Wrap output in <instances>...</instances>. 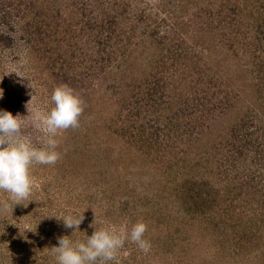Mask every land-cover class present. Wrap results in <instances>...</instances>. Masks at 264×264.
<instances>
[{"label":"rangeland","instance_id":"rangeland-1","mask_svg":"<svg viewBox=\"0 0 264 264\" xmlns=\"http://www.w3.org/2000/svg\"><path fill=\"white\" fill-rule=\"evenodd\" d=\"M51 1L50 10H63L64 14L68 13L67 10H84L81 17L86 20L92 13L100 17L107 12L106 14L114 16L112 20L117 19L122 24L119 30L122 29L123 34L111 38V46L104 53L102 45L93 47V44L82 39L85 50L83 59L86 62L83 61L84 65L77 72L78 83L73 90L80 96L85 94L84 101L90 98L91 93L96 94V89L101 92L99 95H103L97 101L96 106L99 108L94 106L92 109L87 104L82 113V117L88 114L86 122H90L93 132L101 134L107 130L106 132L111 133L112 130L111 134H118L115 133L118 129L121 135L126 124H129L116 119V113L122 111L120 103L124 96L121 93L123 90L115 81L122 80V77H141L140 69L149 67L148 65H151V69L160 71L163 65L174 64L171 72L177 69L178 73L172 78L177 76L180 80L173 83V79L170 81L168 78L165 82L161 78L157 80L155 87L159 96L155 93L156 89L154 93L158 99L156 103L160 104V113L169 114L172 107L182 117L176 123L178 131L170 133L164 140L176 159L180 157L181 165L175 166V157L166 156V159L156 148L152 150V154L155 153L152 165L157 169H152L151 164L144 162L142 164L145 165L137 164L142 155L137 151L136 144L138 142L141 145L143 141L134 140V143L129 144L128 140L119 136L118 139L111 140L109 147L99 148L103 156L98 157L99 161L89 171L88 177L75 162L68 163L66 160L63 163V152L67 155L68 151L63 149L62 130L57 137L59 160L54 165L35 164L32 167L31 195L22 204L13 205L8 193L0 192V264H55V258L47 254L48 248L58 243L59 236L71 235L72 232V229L65 228L63 222L55 217L71 215L79 218L83 215L79 229L72 233L70 239L85 241L95 228L107 225L123 227L130 232L137 220L140 221V218L131 219L130 210L137 213L134 217L142 216V222L146 224L160 219L161 223L159 221L157 226L154 224L156 233H159L155 235L158 237L155 242L163 244L157 249L153 242L149 251L144 252L129 238L118 251L116 260L109 264H264V171L261 170L264 166V97L256 104L258 108L254 112L246 109L242 114L243 117L254 118L252 129L259 132L258 136L255 134L257 140L254 143V151L259 153L255 159L257 165L250 162L247 167L235 164L237 159L231 157L228 140L225 139L226 133L231 128L235 129L233 126L241 120L239 115L233 121L239 112L231 109L230 115H225L228 112L220 113L222 107L219 104L231 99L225 85L235 87L233 91L238 97H245V92L250 89L248 84L250 86L251 78L257 75V72L253 74V69L258 67L256 65L250 71L242 68V73L236 54L246 57L244 52L253 46L261 47L264 43V35L259 43L256 32L260 27L264 28V0H205L208 5L202 7L207 12L202 15H195V7L189 4V0H122V3L121 0H117V3L107 0V5L99 10L93 6L96 0H60L59 7L55 4L56 0ZM195 2L204 4L201 0ZM188 4L189 7L186 8ZM134 22L139 23L142 30L159 44L145 38L133 47L137 41L128 36L130 24ZM113 30L119 34L114 27ZM174 30H179L177 36L172 32ZM111 32L113 35L114 32ZM109 50L112 51L111 59L114 63L124 62L121 68L123 72H109L105 77L103 68L95 63L90 64L88 60H101ZM89 52H94L96 57H90ZM259 59L264 61V52L261 51ZM181 61L185 62L190 73L183 74ZM223 61H227L224 67L220 65ZM22 64L17 60L12 65V72L20 73L23 70ZM195 69L198 74L194 73ZM118 74L121 75L119 79ZM240 75L243 79L237 80ZM207 78L211 80L213 87L208 90V94L202 96V104L195 107L196 98L191 94L196 91L194 82L200 80L204 83ZM257 78L259 81L262 79L260 76ZM148 81L146 92L150 96V88L155 80L149 75ZM81 84H87L82 87V91L77 89ZM161 85L166 90L165 101L160 98ZM38 86H43L46 92L50 84L40 85L38 79H33L31 87L34 90H29V98L21 115L28 114L26 105L31 95L28 107L33 113L45 115L53 107L52 94L47 93L48 90L41 99V92L36 91ZM101 104L103 106L100 107ZM250 107H255L252 102ZM113 108L114 113L111 111ZM200 113L205 116L204 120L199 118ZM92 117L98 120L97 124L92 122ZM21 118L25 122L22 134L40 147L44 133L31 124L32 115ZM195 120L201 125L212 122L210 127L215 129V133L212 129L203 133L198 141L199 148L191 153L190 160L184 157L185 152L190 153L192 148L189 137L183 130L189 125H197ZM126 129L129 130L130 127ZM83 130H86V126L80 127L78 133L85 134ZM84 136L87 137L86 134ZM77 139L80 140L78 136ZM89 143L93 144V139L90 138ZM138 149L142 150L140 147ZM120 168L123 173L117 171ZM251 169L254 171L249 173ZM104 178L108 181L103 180ZM149 180H153L152 185L147 183ZM116 184L117 191H121L123 195L130 194L134 202L139 201L141 212L133 203V207H129V204L126 205L118 197L116 201H111L106 196L103 198L99 190ZM187 188L188 199L185 194ZM192 189L194 192H191ZM200 189L203 194L197 197ZM178 195L180 201L177 200ZM143 200L153 203L154 209L149 205H142ZM148 236L149 234L145 235V239ZM168 245L172 247L169 249Z\"/></svg>","mask_w":264,"mask_h":264},{"label":"trees","instance_id":"trees-1","mask_svg":"<svg viewBox=\"0 0 264 264\" xmlns=\"http://www.w3.org/2000/svg\"><path fill=\"white\" fill-rule=\"evenodd\" d=\"M56 1L57 2L55 4H57V7H59L61 5L60 0ZM105 1L107 0H96V3L93 4V6H95V8L99 10L101 9V7L107 5ZM112 1L114 3H117V0ZM201 1L205 5L198 2L196 3L195 0H189V4L195 7V15H202L203 12H207V10H203L202 6L207 7L208 4L205 2V0ZM120 2L122 3V0ZM51 3V0H0V88L3 89V98L0 99V109L11 111L13 115L17 113H23L25 103L29 98V90L31 89L30 86L33 79H38L40 85L46 84L47 86L48 84H50V87L47 88L49 91H46L47 93L50 92V94H52L53 90L61 84H66L72 89H75L74 87L78 83L77 72L80 70L81 66L84 65L83 61L86 62L83 59L85 50L82 45V39H85L86 42L93 44V47H95V45H102L104 53V50L111 46V38L117 35L120 37L123 34V32H121L122 29L119 30V28L122 27V24L117 21V19L112 20V18H114L112 14L108 15L106 14V12L105 15H100L99 17V15L92 13L91 15H89V19L86 20L83 16L81 17V14H84V10H67L68 13L64 14L63 10H52V8L50 10L49 7ZM189 4L188 6H186V8L189 7ZM77 14L78 16L76 17ZM130 25V35L128 37L131 40L137 41L135 44H133V47H136L138 43L143 41L145 38L150 39L154 44H159L156 40L151 39L152 36L150 34H146L145 31L142 30L139 23L134 22ZM113 27L114 29H117L119 31V34H117L115 30H113ZM263 29L264 28L260 27L256 30L259 43L264 35ZM111 31L116 34L112 35ZM172 32L176 36L179 34V30H174ZM162 47L166 48V46ZM205 48L208 49V47ZM261 51L264 52V43L261 47L253 46L247 52H244L243 54L246 55V57H240V55L236 54V58H239L238 62L240 63L241 72L244 71L242 70V68H246L248 71H250V69H252V67L256 65L258 67H256V69H253V74H256L257 72V75L256 77L251 78L252 81L250 82V86L248 84V88L250 89L245 92V97H238L237 93L233 91L234 89H236L235 87L225 85L228 94L231 95V99L225 101V103H219L222 107V111L220 113L228 112L225 113V115H230L231 109H236V112L238 111L239 113H236L238 115L235 116L233 121H236V117H238L239 115L241 117V120L237 121L235 126H233L235 129L231 128V130L228 131L226 133L227 135L225 136V139L228 140V146L230 147V151H228L231 153V157L233 159H237L235 164H237L238 166L240 165V167L242 165H244L245 167L250 166V162L251 164L253 163L254 165H257V160L255 159L256 157L258 158L259 155L258 152L254 151L256 149L254 144L257 140L256 136H258L259 134L258 131H253L254 129H252L251 123L255 122V120L252 117H243L242 114H244L243 111H245L246 109L254 112L255 109L258 108L256 104H259L262 101V97H264V61L259 59ZM111 54L112 51L110 52L109 50L104 54V56H102L103 58L101 60L100 58H96V60L94 61L92 60V58H90L88 62L90 64L95 63L96 66L103 68V71H105V77H107L106 75H108L109 72H112L110 74H113L114 71L123 72L121 68L124 62L117 61L114 63V60L111 59L113 57L111 56ZM88 55L90 57H96V54H94V52H89ZM17 60L20 63H23L21 66L23 70L18 73L22 77H20L17 73L12 72V65ZM226 62L227 61H223V64L220 65L224 67L227 64ZM184 63L185 62H182L181 64L183 74L185 72L190 73L189 68L186 67ZM173 65L174 64L172 63L165 64L162 66V69L160 71H156L153 68L151 69V65H148L149 67H143L140 69L142 73L141 77L143 78L132 77L130 79H126L122 77V80H118L120 81V83L118 81H115V84L118 87H121V89L123 90V92L121 93L124 96V99L120 103L122 104V111L116 113V119L124 120L126 121V123L128 122L129 124H126V128L130 127V129L127 130L124 127L125 130L124 132H121V135L120 132H118V129L115 130V133L118 134H111L113 132L112 130L111 133L106 132L107 130H104L103 133L101 132L100 134L98 132L97 134L90 128V122H86L88 114L87 116L86 114H84L83 117L82 114L78 130L80 129V127L86 126V130L83 131L85 132L87 137L84 136L85 134H79L77 127L63 130V149H66L68 151L67 155L63 152V163H65L66 160L68 163L75 162V164L79 165L80 168L89 177V171L93 169L94 166H96L99 161L98 157L102 154L100 149L105 148L106 146L109 147L110 143H112L111 140L114 138L118 139L119 136L120 138L128 140L129 144L134 143V140L143 141V144L141 145H139L138 142L136 144L137 151L141 153L140 156L142 155L139 158L137 164H142L144 162L145 164L152 165L154 163L152 161L154 157L152 158V156L155 154H152V150L155 148L157 150H160L165 157H175L168 143H166L164 140H166L170 133L174 134L178 131L176 123L178 122L179 118L182 117L180 116L178 110H173L172 107H170L171 110H169V114L160 113V104L156 103V101H158V99L156 98L158 89L155 88L156 84L158 83L157 80H160L161 78L165 80V82H167L168 78H170V81L171 79H173V83L180 80V78L177 76L175 78H172L175 74L178 73L177 69L174 72H171V68ZM194 71L195 74H198L197 69H195ZM149 75L155 81L150 88V96H147L146 91L148 89ZM259 76L262 78L260 81L257 78ZM117 77L119 79L121 78V75L118 74ZM230 78L233 77L230 76ZM236 79H243V76L240 75ZM107 80L109 81L110 79L107 78ZM210 81L211 80H208L207 78V80L205 81L206 83H203L200 80H196L194 82L196 91L191 94H194L196 98L195 107H198L199 104H202V96L208 94V90L213 87V83L210 84ZM86 85L87 84H81L80 86H77V89L79 88L80 91H82V87ZM219 85L222 86V84ZM238 86L243 88L242 85ZM2 89H0V91H2ZM140 89H143L144 91ZM154 89H156V95L154 93ZM159 90L162 93L160 98L164 99L165 101L167 98V95L164 96L166 90L162 85L159 87ZM36 91L41 92V99L46 93L43 90V86L36 87ZM95 92L96 94H90L89 99H87L86 101L83 100L84 105L86 106L88 104L92 107V109L94 108V106L98 105L97 101L103 98L102 94L99 95V93L101 92L98 89H96ZM239 92L241 95H243L241 91ZM84 95H81L82 99L85 97ZM158 96L159 95H157V97ZM254 99H256L255 103L253 102ZM241 101L242 103H240ZM249 102H252V106L255 107H250ZM102 104L100 105V107L103 106ZM96 108H99V106H96ZM195 110H197V108ZM111 111H113L114 113L115 109L113 108ZM199 118L201 120H204L205 116L200 113ZM233 121L231 123L234 125ZM92 122L97 124L98 120L96 118H93ZM195 123H197V125L190 126L188 122L189 127L186 130H183L184 133H187L191 142L190 148H192L190 153L185 152L184 157L190 158V160H192L191 153L195 152L196 148H199L197 146L198 141L202 138L203 133L211 129L215 133V129L210 127L212 126V122L208 123V125H201L199 124L200 122L195 120ZM21 131L24 132V126L22 127ZM216 133L218 134L219 132L216 130ZM79 135L81 136L79 137ZM177 135H179V133ZM77 136L78 138H80V140L77 139ZM253 136H255V139H253ZM90 138L93 139V144L89 143ZM145 145L147 147H145ZM138 147L142 148V150H139ZM129 149L130 151H132L131 147ZM251 151H254V153L250 154ZM102 156L103 155H101L100 157ZM249 156L250 160H248ZM166 159L168 158L166 157ZM179 160L180 157H178V160L175 157V166L177 167L181 165ZM155 168L156 166L152 165V169ZM258 170L260 172V168H258ZM261 170L264 171V166ZM117 171L120 173L122 172L121 168ZM253 171L254 170L251 169L249 173H252ZM262 174H264V172H262ZM156 177L159 178L158 175ZM103 180L108 181L105 178ZM98 182L99 181L96 178V183ZM147 183L152 185L153 180H149ZM130 184L132 185L133 183L130 181ZM116 188H118L117 184L114 187H111L109 185L107 188H101L99 192L102 194L103 198L106 196V198L111 201H116L118 197L120 201L124 202L126 205L129 204V207H133V203V205L140 211V203L138 200L134 202L130 194L123 195L121 191H117L118 189L116 190ZM201 190L202 189H200V192L197 193V197H201V195L203 194L201 193ZM191 192H194L193 189L191 190ZM185 194L188 199V188L186 189ZM178 199L180 201L179 195L177 197V200ZM148 202L143 200L141 204L149 205L151 209H154V204L150 202L149 204ZM130 211L132 213V220H136L137 218H140V221L143 220L142 216L134 217L137 213L134 214V211ZM154 211H156V209ZM138 220L137 222H139ZM159 221L160 219L157 218L152 220L148 224L144 222L147 225V231L145 232L144 236L149 234L146 239L150 242V244L154 242L157 249L160 248L163 244V242H155V240L158 238L155 235H159V233H156V227H154V224L157 226ZM171 247L172 246L168 245L169 249Z\"/></svg>","mask_w":264,"mask_h":264},{"label":"clouds","instance_id":"clouds-1","mask_svg":"<svg viewBox=\"0 0 264 264\" xmlns=\"http://www.w3.org/2000/svg\"><path fill=\"white\" fill-rule=\"evenodd\" d=\"M2 98L3 89L0 91ZM31 99L26 105L27 115H13L11 111L0 109V191L9 194L13 205L22 204L31 195L33 165H54L59 160L57 137L62 130L79 126L85 106L81 96L66 84L58 85L53 90V107L45 115L32 112L28 107ZM28 115H32L31 124L44 133L40 147L22 134L25 122L21 117ZM55 218L62 221L65 228L72 229V235L79 229L83 215L79 218L71 215ZM146 231L147 225L139 221L130 232L115 225L95 228L85 241H73L71 235H62L57 238L56 245L48 248L47 254L55 258V264H109L116 260L118 251L129 238L142 251L148 252L151 245L144 237Z\"/></svg>","mask_w":264,"mask_h":264}]
</instances>
